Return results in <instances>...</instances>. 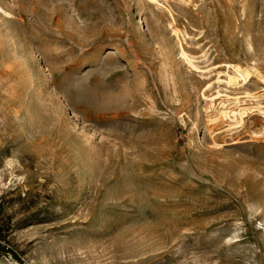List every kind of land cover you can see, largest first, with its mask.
<instances>
[{"label": "rangeland", "instance_id": "374dc122", "mask_svg": "<svg viewBox=\"0 0 264 264\" xmlns=\"http://www.w3.org/2000/svg\"><path fill=\"white\" fill-rule=\"evenodd\" d=\"M260 75L264 0H0V264H264Z\"/></svg>", "mask_w": 264, "mask_h": 264}, {"label": "bare ground", "instance_id": "6f19581e", "mask_svg": "<svg viewBox=\"0 0 264 264\" xmlns=\"http://www.w3.org/2000/svg\"><path fill=\"white\" fill-rule=\"evenodd\" d=\"M191 62V60L189 59V63ZM193 64V63H192ZM195 68V67H194ZM199 68V67H198ZM196 69V68H195ZM250 70V69H249ZM249 70L246 68V67H243V66H241V65H239V64H227V70L225 71L226 72V76L225 77H222V76H220V75H218L217 76V78H216V84H217V86H215V87H217L218 89L217 90H215V92L214 93H212V94H208V95H205L206 97L205 98H209V103L211 104V105H216V101H217V99H221V98H227L228 100H230L231 101V103H233L235 106H236V108H233V107H229V106H225L224 105V103L222 102V101H219V105L221 104V108L223 109L222 110V112H223V114L225 115V118L227 117V116H229V118L231 117V118H238V117H241L242 118V116H243V114H244V112H245V110H243V108H241L240 107V104H241V102H242V98L241 97H239V96H231L230 94H228V92L227 93H225L226 91H223V90H221V89H219V87L221 86V83H223V85L225 86V85H229V86H236L239 82H238V80H239V78H242L243 80H246L247 79V77L249 76V74H251L250 72H249ZM207 72V71H206ZM258 74V73H257ZM260 77H262L263 78V80H264V75H260ZM261 78V79H262ZM262 80V81H263ZM211 84L209 83L208 84V86L207 87H209ZM222 85V86H223ZM243 85V84H242ZM221 86V87H222ZM239 86V85H238ZM213 87V86H212ZM227 87V86H226ZM99 88H101V87H98V88H96V90H92L93 92H87L86 94H85V96L87 97V98H95V100L96 101H103V99L104 98H106L105 97V95L107 96V93L105 92V91H103L102 89L103 88H101V89H99ZM207 90V89H206ZM208 91H210V90H208ZM224 92V93H223ZM239 94V93H238ZM84 96V95H83ZM86 97H85V99H86ZM107 97H109V96H107ZM245 97H248V99L249 98H252V95L251 94H247V95H245ZM105 100V99H104ZM247 100V99H246ZM257 100V99H256ZM88 101H89V99H88ZM93 101H94V99H93ZM227 101V100H226ZM226 101H224L225 103H226ZM207 102V101H206ZM90 103V102H89ZM227 103H229V102H227ZM227 105V104H226ZM242 105V104H241ZM217 106H218V104H217ZM209 107V106H208ZM210 108V107H209ZM217 108V107H216ZM210 110H211V108H210ZM217 111H218V109H216ZM219 112V111H218ZM260 112L263 114V116H264V109H263V107L262 108H260Z\"/></svg>", "mask_w": 264, "mask_h": 264}]
</instances>
